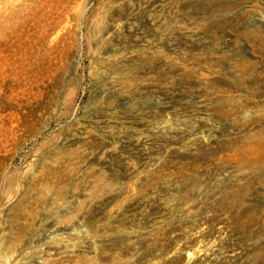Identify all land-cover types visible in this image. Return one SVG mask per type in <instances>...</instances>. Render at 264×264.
<instances>
[{
	"label": "rangeland",
	"instance_id": "rangeland-1",
	"mask_svg": "<svg viewBox=\"0 0 264 264\" xmlns=\"http://www.w3.org/2000/svg\"><path fill=\"white\" fill-rule=\"evenodd\" d=\"M222 17L264 37V0H0V264H264V181L208 161L261 55L220 35L223 92L175 81Z\"/></svg>",
	"mask_w": 264,
	"mask_h": 264
},
{
	"label": "bare ground",
	"instance_id": "bare-ground-1",
	"mask_svg": "<svg viewBox=\"0 0 264 264\" xmlns=\"http://www.w3.org/2000/svg\"><path fill=\"white\" fill-rule=\"evenodd\" d=\"M210 5L215 7L210 6L213 9L218 7L216 2H211ZM233 8L234 6L228 3L221 6L219 11L225 12L226 15ZM243 20L244 16H242L240 21L242 22ZM235 23L231 19L226 20L225 17H222L218 20H210L200 25L199 29L206 32L210 40L205 48H201L200 46H190L187 48L184 55L179 59L181 60L180 64L182 65L181 69L183 73L175 81L180 85L192 83V78L195 77L196 73L189 69L188 65L195 64L201 66L205 72L207 71V73L199 74L197 78L199 80L206 79L209 83L208 87L212 90L213 94L216 95L223 92L220 88L223 86L221 71L210 69L211 66L221 67L227 60V56L221 55L219 53L220 51L216 49V45L220 41V35L229 36L233 34L236 37L235 42L237 43V47H241L238 40L242 37L252 49V53L254 51L256 55H261L259 57L260 61L258 60V62L248 61L245 64H241L244 74L243 82L245 83V85L241 86L243 93L240 95H231L223 106L225 109L223 118L235 115L237 117L241 116L235 123L241 126V132L245 133L244 136L236 141L233 139V142H230L231 139H229L227 143L230 142V144H222L220 147L221 150L216 149L213 151L215 154L208 160L212 161L216 159L221 165L235 161L242 170L244 177H247L248 181L252 183L264 181V37L258 31L239 34L235 29ZM239 51V54L242 53V48H239ZM257 69L263 70L259 72L258 76H255L254 73ZM250 113L252 116L250 115L251 117L249 118L247 115L242 116V114ZM220 152L223 153L222 156ZM100 186L106 188L105 183L100 184Z\"/></svg>",
	"mask_w": 264,
	"mask_h": 264
}]
</instances>
